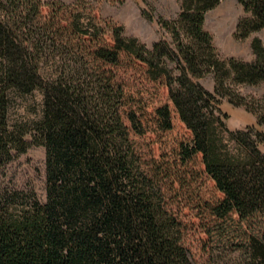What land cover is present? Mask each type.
<instances>
[{"label": "trees", "instance_id": "1", "mask_svg": "<svg viewBox=\"0 0 264 264\" xmlns=\"http://www.w3.org/2000/svg\"><path fill=\"white\" fill-rule=\"evenodd\" d=\"M83 1L0 0V165L42 147L46 195L40 203L33 192H0V264H194L163 182L182 187V167L197 158L216 192L197 208L202 251L264 264V95L232 88L264 83L262 41L252 38L249 62L221 59L204 22L223 0H180L176 19L156 18L171 42L149 49L122 26L83 18ZM236 1L246 15L233 37L244 41L264 29V0ZM141 12L153 21L152 8ZM123 59L167 88L169 101L151 112L154 131H171L176 114L190 134L174 164L161 156L148 165L139 152L149 125L127 106ZM207 74L212 90L198 82ZM35 91L41 120L10 126L11 96ZM222 103L254 125L229 129Z\"/></svg>", "mask_w": 264, "mask_h": 264}, {"label": "rangeland", "instance_id": "2", "mask_svg": "<svg viewBox=\"0 0 264 264\" xmlns=\"http://www.w3.org/2000/svg\"><path fill=\"white\" fill-rule=\"evenodd\" d=\"M49 1V0H44ZM72 3L74 0H61ZM153 9V21L142 15V10ZM83 18L95 17L102 27L108 30L110 26H122L124 35L136 37L140 42L151 48L160 40L171 42V36L160 29L156 23L157 17L174 20L180 13V0H84L77 8ZM108 32V31H107ZM213 45L221 59L233 49L240 48L241 57L245 61V40L234 39V32H208ZM244 58V59H243ZM143 66L131 65L123 59L119 69L121 80L124 82L127 106L135 111L143 122H148L149 129L146 135L136 138L139 152L149 165L153 161L161 162V156L170 164H174L175 148L179 142H187L190 134L180 122L178 116L173 115V128L164 134H157L152 121L153 108L168 102L167 88L163 81H150L144 73ZM198 82L207 90L214 88L212 74H207ZM264 83L257 86L238 85L233 90L245 98L260 99L264 95ZM221 110L228 115L226 125L229 129H244L254 125V118L247 114L243 108H233L222 103ZM42 118V95L35 91L26 96H11L8 124L27 125ZM26 141L31 143L27 135ZM165 161V162H166ZM178 165V164H177ZM187 174L181 179L183 186L177 181L174 185L170 180H164V192L169 201V207L181 220L186 232L184 243L194 264H244L245 256L242 252L230 250L213 251L206 256L202 251L203 235L199 230L197 212L203 202L216 195L212 182L202 172L199 159L182 167ZM181 174L183 171H181ZM163 179L165 177H162ZM167 179V178H165ZM6 190L33 192L40 203L45 202V150L40 146L30 145L25 153L14 154L11 161L4 166L0 165V192ZM198 208V210H197ZM264 221V214L262 215Z\"/></svg>", "mask_w": 264, "mask_h": 264}, {"label": "crops", "instance_id": "3", "mask_svg": "<svg viewBox=\"0 0 264 264\" xmlns=\"http://www.w3.org/2000/svg\"><path fill=\"white\" fill-rule=\"evenodd\" d=\"M245 15L243 8L236 0H223L215 9L206 13L204 29L207 32H235L239 18ZM253 37H258L264 46V29L252 34L245 40V49L242 53L246 55L245 61L248 62L253 59L250 49V43ZM227 56L242 58L240 48L235 47Z\"/></svg>", "mask_w": 264, "mask_h": 264}]
</instances>
